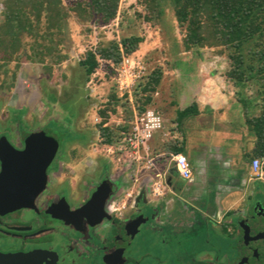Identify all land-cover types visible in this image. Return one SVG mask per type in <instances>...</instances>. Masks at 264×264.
Masks as SVG:
<instances>
[{"label":"flooded vegetation","instance_id":"obj_1","mask_svg":"<svg viewBox=\"0 0 264 264\" xmlns=\"http://www.w3.org/2000/svg\"><path fill=\"white\" fill-rule=\"evenodd\" d=\"M83 84L81 74L74 82L70 76L60 91L43 81L37 85V93L28 97L24 93L21 98L14 95L7 99L0 90V173L3 162H23L14 153L24 150L32 133L43 131L59 142L46 170L44 188L37 196L25 193L23 187L28 184L20 180L0 182V256L37 252L47 259L42 263L41 258L37 264H147L153 255L157 264H264V238L250 241L240 226L244 221L251 226V237L264 236V208L258 202L250 203L245 215L235 221L241 235L235 241L236 249L228 254L211 245L198 247L196 227L182 232L178 224L165 220L163 205L151 202L148 188L120 212L112 209L115 196L106 206L108 215L102 214L99 198L88 206L100 184L114 181L110 161L99 156V148L93 149L99 133L94 134L90 127L77 132L76 118L67 125L51 105L55 92L68 94L66 87L70 85L76 88L80 101L77 115L84 113L93 98H88ZM49 125L64 126L65 130L69 126L73 138L63 147L59 138L47 133ZM186 209L195 216L191 208ZM185 238L191 246L182 245ZM155 242L171 250L169 255L156 256L152 248ZM0 264L6 263L0 259Z\"/></svg>","mask_w":264,"mask_h":264},{"label":"crops","instance_id":"obj_2","mask_svg":"<svg viewBox=\"0 0 264 264\" xmlns=\"http://www.w3.org/2000/svg\"><path fill=\"white\" fill-rule=\"evenodd\" d=\"M1 6L2 3L0 24ZM214 57L207 60L213 62L208 68L202 63L198 66L199 74H192L182 91L168 87L162 90L165 127L150 142V154L158 161L156 168L135 174L127 169H112L114 180L128 183L116 200L126 191L135 194L133 199L146 188L150 194L153 174L165 172L167 189L160 198L150 194L151 202L163 205V218L178 224L182 232L196 227L195 244L200 248L235 243L241 235L235 221L245 215L250 203H264V159L257 155L258 138L249 124V119L262 112L263 102L257 96H248V87L239 94L225 76L227 62L218 63ZM188 109L191 112L182 118L181 112ZM179 148L192 166L190 180L183 179L170 160ZM255 158L263 161L261 179L252 175ZM227 237L232 241L225 240ZM181 243L192 245L186 238Z\"/></svg>","mask_w":264,"mask_h":264},{"label":"rangeland","instance_id":"obj_3","mask_svg":"<svg viewBox=\"0 0 264 264\" xmlns=\"http://www.w3.org/2000/svg\"><path fill=\"white\" fill-rule=\"evenodd\" d=\"M3 1L5 0H0V4ZM63 1L65 18L60 28L55 29L51 34L45 32L44 36L37 39L38 44L35 38L24 35L18 43L17 50L11 46L9 51L5 52L1 47L3 41L0 40V90L4 91L3 96L7 99L14 95L21 98L24 93L28 97L33 93H37V85L43 81L45 85L60 91L59 87L67 85L70 76L72 82H74L78 75L82 74L83 87L90 94L88 98H93V101L88 102L90 107L85 108L84 113L77 115L80 101L76 94V88L70 85L66 87L68 94L64 93L65 95H62V93L55 92V98L51 105L55 106L63 115V122L67 125H71L76 118L74 129L77 132H82L84 128L90 127L94 134L99 133V140L95 141L97 143L93 146V149L99 148V156L110 161L111 169L114 167L117 169V164L102 151L105 144L102 143V134L99 127V121L102 119L99 113L100 110L108 108V118L112 119L108 123L114 129V121L121 120L122 117L124 118L128 114L130 109L128 102L133 100L135 104H141V99L146 98L148 93H140V95H136V93L146 86L150 74L159 69L163 73L160 84L156 92L153 93L151 102L146 107L156 109L164 114L166 105L163 104L165 99L162 93L163 89L166 90L168 87L175 88L179 92L182 91L184 86L193 78L192 74H199L197 72L198 66L202 63V66L205 65L208 68L213 62L207 60L214 56H216L214 58L218 63L222 62L225 65L227 62L226 67L229 68L227 55H219L215 49L205 48L199 51L198 49L185 51L183 43L185 31L179 27L174 15L173 0H160L162 16L157 24L152 21L146 22L144 18L146 15L144 0H120L117 16L108 24L96 23V17L83 20L84 18L79 17L73 10L76 0ZM35 31L41 32L40 34L44 32L43 29L42 31L34 30V33H36ZM130 36L142 37L143 41L134 53L124 56L119 64H116L120 69L125 59L132 60V63H125L131 71H129L125 80L133 81L132 84H134L130 94L119 91V85L114 79L116 73L110 65H100L94 75L87 76L84 74L79 64L87 51L96 48L99 44L106 45L112 41L120 42L123 38ZM138 62L141 63L143 69L138 68ZM133 74L138 75V77L133 78L131 76ZM44 78L45 80H42ZM246 85L248 91L251 92L247 93L248 96H257L254 83L250 82ZM111 95H116V98L119 99L117 105L111 99ZM36 96L38 98L40 94L38 93ZM62 98L67 99L64 101ZM179 100L181 99L179 98ZM113 106L116 108L115 113L110 111ZM63 127L49 125L47 133L54 134L59 138L64 147V144L70 142L73 138L72 134L74 133L68 131L67 128L65 130V127ZM94 138L96 140V135ZM128 192H124L121 196L123 200ZM225 240L232 241L228 237ZM152 245L153 251H155L154 254L158 257L164 254L169 255L171 251L159 242L152 243ZM230 245L232 246L226 244L219 249L228 254L236 249L238 241ZM154 257L153 255V257L146 260V263L157 264Z\"/></svg>","mask_w":264,"mask_h":264},{"label":"trees","instance_id":"obj_4","mask_svg":"<svg viewBox=\"0 0 264 264\" xmlns=\"http://www.w3.org/2000/svg\"><path fill=\"white\" fill-rule=\"evenodd\" d=\"M119 3L120 0H76L73 10L83 20L96 17V23L108 24L116 18ZM63 4V0L3 1V20L0 24L2 49L8 52L12 46L17 50L24 35L35 38L38 44L37 39L44 36L45 32L51 34L59 29L65 18ZM173 4L178 25L185 31V51L211 48L219 55L226 54L229 68L225 76L239 89V94L247 83H254L257 99L263 102V106L260 115L249 119V124L258 138L257 155L264 159V0H173ZM144 6L146 22L157 24L162 16L160 0H144ZM42 29V34L34 33V30ZM142 41V37L130 36L120 42L99 44L83 55L79 65L84 74L90 76L100 66L98 58L118 64L124 56L134 53ZM162 74L156 69L150 74L146 86L140 92L137 91L136 95L148 93L145 99L140 98L139 110L151 102ZM111 99L116 105L119 103L116 95H111ZM110 109L116 112L114 106ZM107 111L108 108L99 112L104 119L109 116ZM190 112L191 109H188L181 112L180 116L183 118ZM105 121L99 124L102 143L110 144L117 139L118 133L110 127H104ZM181 152V148L175 151Z\"/></svg>","mask_w":264,"mask_h":264},{"label":"built area","instance_id":"obj_5","mask_svg":"<svg viewBox=\"0 0 264 264\" xmlns=\"http://www.w3.org/2000/svg\"><path fill=\"white\" fill-rule=\"evenodd\" d=\"M98 61L101 66L110 65L112 70L116 73L114 79H116L119 85V91H125L128 92V94L132 92V87L134 85L132 84L133 81L129 82V80H125L130 71L125 63H132L131 59H125L120 69L119 66L112 61L102 58H98ZM140 64L141 63H139L138 68L143 69ZM92 75H94V73ZM131 76H133V78L138 77L136 74ZM128 103L130 107L128 114L124 118L122 117L121 120L114 121V130L118 133L117 139L110 144H105L102 151L105 155L111 157L117 164V169L119 170L127 169L133 174L137 173L138 170H154L158 161L156 156H151L150 154V142L155 138V135L164 129L165 118L163 114L156 109L145 107L143 110H139V103L135 104L133 100ZM102 119L106 120L103 126L110 127L108 122L111 118L104 119L102 117ZM102 119L99 121V124L103 122ZM170 160L183 179L190 180L192 178L193 169L185 154H173ZM262 166L263 161H261V159L255 158L252 160L251 171L255 179L262 178ZM166 189L165 172L158 170V172L153 174L150 194L152 197L160 198L164 195ZM134 195L135 194L130 191L126 194L124 200L122 198L116 200L112 204L113 211L120 212L125 204L133 199Z\"/></svg>","mask_w":264,"mask_h":264},{"label":"water","instance_id":"obj_6","mask_svg":"<svg viewBox=\"0 0 264 264\" xmlns=\"http://www.w3.org/2000/svg\"><path fill=\"white\" fill-rule=\"evenodd\" d=\"M10 148L12 147L10 146ZM58 148L59 142L55 138L45 135L43 131L32 133L25 140L24 150L20 153H14L15 156H18V158H22L23 162H3V167L0 173V182L20 180L24 184H28L24 185L23 187L25 193L30 192V195L37 196L44 188L47 167L54 159ZM16 176L21 177L16 178ZM114 181L110 182L109 180H105L102 184H100L99 188L92 195L91 200L88 202V206L95 204L99 198V207L102 211V214L108 215L106 212V206L108 204L109 198L114 196L116 198L121 193V189L128 187V183L124 182L122 179L117 182L116 179ZM117 184L119 185L118 187ZM140 195L142 194L139 193L136 196V199L140 198ZM23 205L26 206L28 203L24 202ZM257 205H261V207L264 208V204H261L260 202H258ZM240 226L243 229L244 237L248 235L250 241L264 238V236L251 237V226L249 224L245 225L244 221L240 222ZM0 259L6 264H37L40 259L43 261L42 263L47 260L46 257H44L41 253L39 254L37 252L21 255H2L0 256Z\"/></svg>","mask_w":264,"mask_h":264}]
</instances>
